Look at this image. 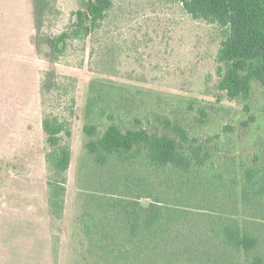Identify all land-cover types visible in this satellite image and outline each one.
I'll list each match as a JSON object with an SVG mask.
<instances>
[{
    "label": "rangeland",
    "instance_id": "1",
    "mask_svg": "<svg viewBox=\"0 0 264 264\" xmlns=\"http://www.w3.org/2000/svg\"><path fill=\"white\" fill-rule=\"evenodd\" d=\"M88 1L0 0V264H264V85L220 87L226 30L181 1L112 0L83 38ZM111 124L174 141L188 164L145 149L98 163L86 146Z\"/></svg>",
    "mask_w": 264,
    "mask_h": 264
},
{
    "label": "trees",
    "instance_id": "2",
    "mask_svg": "<svg viewBox=\"0 0 264 264\" xmlns=\"http://www.w3.org/2000/svg\"><path fill=\"white\" fill-rule=\"evenodd\" d=\"M181 1L186 10L196 18L217 24L226 30L227 38L223 41L217 55L218 73L221 77L220 87L232 98L247 97L254 81L264 85V0H170ZM112 0H89L84 10L77 12V30L75 34L87 37L91 27L85 23L89 20L92 26L98 25L111 9ZM65 38L62 36L61 41ZM95 99H90L87 109L89 120L95 107ZM51 147H58L62 129L58 126L45 125ZM84 132L88 136L96 134V128L86 125ZM87 149L100 164L117 154L122 159L139 154L145 149L148 159L157 166L174 164L186 166L188 158L174 141L150 135L145 130L122 132L111 124L100 141L91 140ZM138 147L139 151L135 149ZM56 152V151H55ZM71 162V152L60 149L54 153L53 164L58 173L66 174ZM63 183L66 179L62 180ZM60 187L55 195L65 193ZM152 220L148 226H152ZM253 238L244 239V245L250 250L255 245Z\"/></svg>",
    "mask_w": 264,
    "mask_h": 264
}]
</instances>
